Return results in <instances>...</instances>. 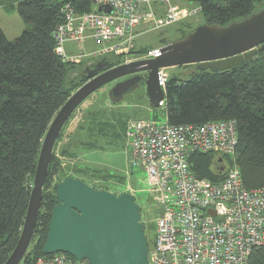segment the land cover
Segmentation results:
<instances>
[{
    "label": "trees",
    "instance_id": "16d2710c",
    "mask_svg": "<svg viewBox=\"0 0 264 264\" xmlns=\"http://www.w3.org/2000/svg\"><path fill=\"white\" fill-rule=\"evenodd\" d=\"M5 1L9 2L5 10L9 13L16 9L25 27L14 40L8 39L0 28V264L6 261L19 238L42 138L55 113L84 82L80 75L69 76L83 62H64L55 52L53 32L62 21L61 6L70 1L78 12L90 8L89 0ZM188 1L198 7L204 24L221 26L247 17L264 4V0ZM178 26L180 36L173 41L192 30L185 22ZM160 41L162 45L168 44L164 38ZM149 49L143 46L131 49L129 54H143ZM113 58H105L110 66L122 63L120 58ZM174 68L192 71L185 77L169 75L163 107L167 122L177 125L235 121L236 163L243 185L264 187V55L245 60L233 70L211 71L190 64ZM112 125L109 120L86 125V144L95 149L98 137L114 138ZM121 129L124 133L125 123L118 125V130ZM222 160L225 158L214 153L195 152L189 161L196 176L217 182L224 174ZM59 168V159L53 152L43 189ZM75 171V178L94 189L109 191L93 185L92 179L112 178L111 173L82 163H78ZM56 186L52 192L42 193L32 245L20 264H34L45 255L42 246L51 210L57 204ZM248 264H264V245L253 249Z\"/></svg>",
    "mask_w": 264,
    "mask_h": 264
},
{
    "label": "built area",
    "instance_id": "2783aa9c",
    "mask_svg": "<svg viewBox=\"0 0 264 264\" xmlns=\"http://www.w3.org/2000/svg\"><path fill=\"white\" fill-rule=\"evenodd\" d=\"M78 12L70 1L61 6L55 27V52L64 62L126 56L134 47L136 28L159 29L175 24L197 9L178 11L173 0H89ZM89 39L87 53L68 54L65 45ZM154 47L123 63L157 57ZM121 64V63H120ZM167 68L157 71L165 94ZM165 96L158 107H164ZM125 140L130 165L142 167L157 205L150 264H248L254 248L264 245V187L246 188L236 163L235 121L169 124L143 118L129 120ZM214 153L222 160L223 178H199L191 170L193 153ZM214 212L212 215L210 212ZM34 264H87L57 252L38 257Z\"/></svg>",
    "mask_w": 264,
    "mask_h": 264
},
{
    "label": "water",
    "instance_id": "95a60500",
    "mask_svg": "<svg viewBox=\"0 0 264 264\" xmlns=\"http://www.w3.org/2000/svg\"><path fill=\"white\" fill-rule=\"evenodd\" d=\"M160 51L157 57L115 66L101 58L82 69L84 82L58 109L42 138L21 232L3 264H20L27 253L55 142L84 100L112 82L109 95L118 100L143 82L149 105L156 108L165 96L158 84L159 68L190 64L211 71L233 70L245 60L264 55V8L224 26L197 25ZM56 199L43 254L66 253L87 264H150L140 207L133 194L116 195L94 189L78 178L65 177L57 183Z\"/></svg>",
    "mask_w": 264,
    "mask_h": 264
},
{
    "label": "rangeland",
    "instance_id": "374dc122",
    "mask_svg": "<svg viewBox=\"0 0 264 264\" xmlns=\"http://www.w3.org/2000/svg\"><path fill=\"white\" fill-rule=\"evenodd\" d=\"M8 3L9 2L5 0H0V28L10 40H14L21 34L25 25L16 9L9 13L5 11L4 8L8 6ZM173 4L178 11L183 13L198 8L194 3L188 0H173ZM261 8H264V4L258 9ZM182 22L191 26L189 30H193L197 25L204 24L199 10H197L195 14L191 16L187 15L184 19L167 27L152 29L149 24H143L144 26H139L135 30V33L138 34L135 36L133 49L143 46H149L150 48L160 47L162 46L160 40L163 38L170 43L180 36L179 30H176V28H179L178 24ZM65 47L69 50H73L72 53L67 52L68 54L87 53L91 50L83 45L76 46L75 44ZM141 55L143 54L137 55L128 53L126 56L119 55L112 58L113 60L120 58L121 60H119V62L122 61L123 63L125 59L130 60ZM97 60V58L84 59L81 61L83 62L82 67L70 72L69 76L73 77L79 75L86 65ZM191 71V68H167L166 70L168 75L178 74L181 77L187 76ZM113 84L114 82L109 83L92 93L82 102L65 123L61 130V135L57 138L53 148L55 156L59 159L60 168L57 173L52 176L48 186L45 187L43 191L47 193L52 192L59 179L64 175L67 177L77 176L75 169L78 163H82L83 166L87 164L90 168L104 170L106 174L111 173L113 175L112 178L94 177L92 179V184L96 187L108 189L116 195L128 192L135 196L136 202L140 207L141 222L144 226L147 247L148 250H150L154 243V219L158 214V208L153 201V194L148 191L147 173L140 166L132 167L130 165L129 150L124 138L125 129L124 133H122L123 130H118V125H123L125 123L126 127L129 121L128 119L137 120L149 118L155 119L158 122H163L165 121L166 113L165 109L162 107H150L143 82L118 100H112L109 95V89ZM93 115H95V119H93ZM97 120L112 121V127L114 128V134H116V136L108 139H102L100 137L97 139L94 138L96 139L94 142L97 148L93 149L94 147H90L86 144L88 133L84 131L87 130L86 125L93 126ZM126 120L128 121L126 122ZM31 245L32 243H30L28 249L31 248Z\"/></svg>",
    "mask_w": 264,
    "mask_h": 264
},
{
    "label": "crops",
    "instance_id": "0c3cea01",
    "mask_svg": "<svg viewBox=\"0 0 264 264\" xmlns=\"http://www.w3.org/2000/svg\"><path fill=\"white\" fill-rule=\"evenodd\" d=\"M5 9V8H4ZM6 11V10H5ZM7 12V11H6ZM141 26H144V25H141ZM148 30V29H147ZM143 32V31H142ZM138 34V33H137ZM6 36V35H5ZM7 38H8V36H6ZM9 39V38H8ZM93 43L89 40V39H87V40H85V42H83L81 45H83V46H85L86 48H88V49H93L94 47V45H92ZM67 45H74L73 43H68V44H66L65 46H67ZM76 45V44H75ZM76 46H79V45H76ZM163 46V45H162ZM66 48V50H67V52L68 53H72V49L71 50H69V49H67V47H65ZM154 48V47H153ZM151 49V48H150ZM101 59V58H100ZM82 71V70H81ZM80 75V74H79ZM128 120H133V119H128ZM128 120H126V122L128 121ZM124 138H125V134H124Z\"/></svg>",
    "mask_w": 264,
    "mask_h": 264
}]
</instances>
